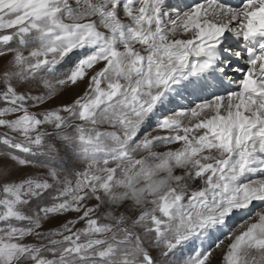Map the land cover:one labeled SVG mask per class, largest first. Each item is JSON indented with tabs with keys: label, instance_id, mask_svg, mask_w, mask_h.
<instances>
[{
	"label": "snow or ice",
	"instance_id": "obj_1",
	"mask_svg": "<svg viewBox=\"0 0 264 264\" xmlns=\"http://www.w3.org/2000/svg\"><path fill=\"white\" fill-rule=\"evenodd\" d=\"M0 264H264V0H0Z\"/></svg>",
	"mask_w": 264,
	"mask_h": 264
}]
</instances>
